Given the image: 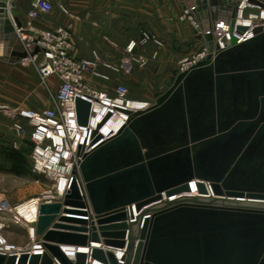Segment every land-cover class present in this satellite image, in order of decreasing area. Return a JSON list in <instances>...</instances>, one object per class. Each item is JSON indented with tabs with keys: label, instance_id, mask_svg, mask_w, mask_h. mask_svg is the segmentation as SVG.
I'll return each instance as SVG.
<instances>
[{
	"label": "water",
	"instance_id": "1",
	"mask_svg": "<svg viewBox=\"0 0 264 264\" xmlns=\"http://www.w3.org/2000/svg\"><path fill=\"white\" fill-rule=\"evenodd\" d=\"M240 1L185 0L206 42L204 58L117 134L80 150L84 194L73 179L60 201L42 203L35 233L43 252L0 253V264H264L263 203L183 198L143 208L162 192L187 191L192 179L209 181L216 195L264 199V20L241 43L231 37L220 49L216 41L232 31ZM14 24L19 19L0 0V54L23 58ZM75 107L86 125L90 102L77 97ZM91 243L100 247L88 255L81 249ZM115 249H125L121 262Z\"/></svg>",
	"mask_w": 264,
	"mask_h": 264
},
{
	"label": "built area",
	"instance_id": "2",
	"mask_svg": "<svg viewBox=\"0 0 264 264\" xmlns=\"http://www.w3.org/2000/svg\"><path fill=\"white\" fill-rule=\"evenodd\" d=\"M7 1L10 17H16L20 21V25L14 24L16 45L20 51L26 52V56L20 60L34 68L38 79L47 86L51 100V106L21 112V116L27 120L30 127L29 139L33 143L30 154L31 171L43 176L48 184L47 189L37 199L60 201L69 190L73 179L76 180L80 194L83 195V182L79 174V162L82 159L80 150L84 154L92 151L100 143L117 134L131 115L137 111L149 109L156 100L132 97L129 89L121 83L109 87H100L99 84L111 82L112 76L119 73L123 66L128 67L136 64L139 68H144L148 64V59L142 54H137L136 49L143 48L148 44L161 46L162 42L153 33L143 31L138 38L130 40L126 45V58L122 65L103 58L96 50H93L88 58L78 57L71 25L43 28L36 24L35 21L42 12L52 9L48 0H30L24 18L18 16L17 11H13L22 0ZM57 8L62 13L71 15V12L62 3L58 4ZM181 18H186L192 27L198 30L197 21L190 9L185 8ZM263 20L264 7L249 0H241L237 7L232 31L225 30L218 33L216 41L219 48L224 49L229 46L231 37L236 39V43L249 39L254 35L253 30L263 24ZM238 26H245L246 30L240 31L237 29ZM206 53L207 48L204 46L198 51L180 58L178 72L188 70L203 59ZM157 54L158 51L154 50L151 57L155 58ZM52 77L58 81L56 90H52L49 85ZM77 97L85 99L91 104L86 125H80L77 121L75 107ZM12 128L17 137L23 135L24 129L20 120L14 119ZM95 132L100 135V139L97 141H94ZM36 182L39 183L38 180ZM199 183L202 184L203 191L199 190ZM183 198L202 200L220 198L223 201L231 202L230 204H235L234 202L264 204V199L233 197L225 194L216 195L209 181L192 179L188 182L187 191L171 196H166L165 192H162L160 200L143 208L152 205L159 206L165 201ZM7 207L1 205L0 211L13 214L12 209L15 206ZM131 207L133 216L136 217L139 213L135 211L134 204ZM126 211L128 212V207H126ZM13 217L17 221L14 214ZM36 220L30 222L34 224V229ZM2 228L3 224L0 223V253L19 255L24 251L39 254L43 252L42 241L37 235L32 251L30 250L31 244L27 248L9 245L2 233ZM95 246L100 247L99 244L91 243L90 247L84 248V251L90 255L91 248ZM117 250L120 253L116 251L115 254L117 260L121 262L125 249ZM75 251L76 249L73 248L72 256L67 254L71 260L74 258Z\"/></svg>",
	"mask_w": 264,
	"mask_h": 264
},
{
	"label": "crops",
	"instance_id": "3",
	"mask_svg": "<svg viewBox=\"0 0 264 264\" xmlns=\"http://www.w3.org/2000/svg\"><path fill=\"white\" fill-rule=\"evenodd\" d=\"M52 9L42 12L36 24L43 28L71 25L78 57L88 58L93 50L113 63L122 65L125 47L143 31L153 33L161 46L148 44L136 53L148 59V64L161 62L167 53L180 59L206 46L186 18H181L185 0H48ZM30 0H22L13 9L25 17ZM62 3L71 13H62ZM14 49H18L16 42ZM158 51L155 58L152 52ZM134 68H139L132 64ZM128 67L123 66L122 70ZM142 69V68H141ZM132 97H140L133 96ZM39 83L34 68L20 58L0 54V107L38 109ZM143 98V97H140ZM12 108V107H11ZM17 150V149H16ZM19 151V150H18ZM17 153V151H16ZM15 153V154H16ZM31 161V160H30Z\"/></svg>",
	"mask_w": 264,
	"mask_h": 264
},
{
	"label": "rangeland",
	"instance_id": "4",
	"mask_svg": "<svg viewBox=\"0 0 264 264\" xmlns=\"http://www.w3.org/2000/svg\"><path fill=\"white\" fill-rule=\"evenodd\" d=\"M178 60L167 53V57L161 62L155 60L142 69L129 65L126 70L113 75L111 82L101 83L99 86L109 87L121 83L133 96L156 99L173 84L178 73ZM38 83V109L51 106L47 86L39 79ZM49 85L52 90H56L57 79L52 77ZM27 110L23 106L0 107V206H17L23 201L41 196L40 194L48 187L43 176L31 171L30 154L33 143L29 139L30 127L27 120L21 116V112ZM14 119L20 120L23 125L24 133L21 137H17L12 128ZM37 180L39 183L36 182ZM26 222L24 220L17 222L11 212L0 211L2 233L9 245L21 248L30 246L32 238L28 225L31 223Z\"/></svg>",
	"mask_w": 264,
	"mask_h": 264
},
{
	"label": "bare ground",
	"instance_id": "5",
	"mask_svg": "<svg viewBox=\"0 0 264 264\" xmlns=\"http://www.w3.org/2000/svg\"><path fill=\"white\" fill-rule=\"evenodd\" d=\"M53 202H57V201H52V200L41 201V200H38L37 197H33L29 200L23 201L22 203L18 204L12 210H14L13 214L17 221L24 220L25 222L26 221L32 222L36 220L37 215L39 213L40 205L42 203H53ZM28 226H29L28 227L29 233L33 239L30 250L33 251L34 250L33 245L36 244V242L34 241L36 238V233L34 229V224H31ZM81 250H84V249H81ZM65 251L69 256L73 255V248L71 247L65 248ZM116 251L120 253V251H118L117 249L114 250V252ZM93 264H100V263L95 261L93 262Z\"/></svg>",
	"mask_w": 264,
	"mask_h": 264
}]
</instances>
